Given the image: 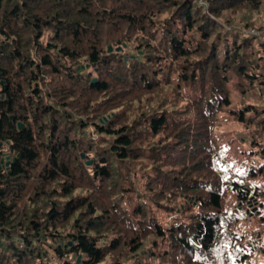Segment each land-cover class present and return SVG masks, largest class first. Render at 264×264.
I'll use <instances>...</instances> for the list:
<instances>
[{
	"label": "trees",
	"instance_id": "16d2710c",
	"mask_svg": "<svg viewBox=\"0 0 264 264\" xmlns=\"http://www.w3.org/2000/svg\"><path fill=\"white\" fill-rule=\"evenodd\" d=\"M200 2L0 0V264H251L237 210L263 204L261 239L264 44L245 29L264 0ZM123 43L145 59L108 52ZM225 113L251 169L228 159Z\"/></svg>",
	"mask_w": 264,
	"mask_h": 264
},
{
	"label": "rangeland",
	"instance_id": "374dc122",
	"mask_svg": "<svg viewBox=\"0 0 264 264\" xmlns=\"http://www.w3.org/2000/svg\"><path fill=\"white\" fill-rule=\"evenodd\" d=\"M200 4L208 8V4L206 0H201ZM261 27L263 28L259 29L260 26L255 25L254 27L252 28L250 27L249 29H245V30L248 34L252 36H255L253 35L254 34L253 31H258L261 34V36H263L264 34L262 32H264V17H262ZM259 42L264 44V39L261 40V38L259 37ZM127 45L128 47L124 50V52L120 53V57L124 58L126 62L131 60L132 57H134V59H139L141 61L145 59V53L143 51H137L132 44H127ZM110 47H113V46H110ZM117 48L118 47L116 48L113 47V52H117L116 51ZM82 66L84 65H81L79 67H82ZM84 67L86 68V66ZM85 68L80 69L79 72H85ZM93 79H96L97 81V78H93ZM254 90H255V93H257L256 97L260 96L258 94V87H256ZM261 90L262 92H264V87H262ZM247 96L248 94H244V95H240L239 93L234 94L231 110L232 109L239 110L240 104L242 105V102L245 101V99H247ZM232 116L233 115L229 113H225L223 115L221 125L218 131L219 136L221 139H223V144L228 150L229 161L236 166H242L246 170H248L252 168L249 157H253V154L250 155L251 148L248 142L246 141L247 138L245 137L246 136V134L244 133L245 130L243 129L241 122L232 120L231 119ZM106 120H108V118H106L104 121ZM102 124L104 125L105 123L103 122ZM86 131L90 134V138L97 139L96 134L94 133L92 127H88ZM3 168H6V165H3L2 169ZM247 182L254 183L253 185H257V186H263L264 188V179H261L260 177H252V178L247 177ZM256 201H257L256 204H254L255 200H253V203H251L250 205L247 202L243 204L241 203V207L237 210V211H240V215H242L243 217L241 222L239 223L240 227L238 229L241 235L244 236L243 243L244 244L249 243L251 244V246L255 247L256 249V251L253 250V260L251 264H260L264 261V236H262L261 239H258L261 236V234L260 232H257L255 229L257 226H259V223H258V220L256 219L257 217L256 218L253 217V213H255L256 215H259L260 209H261L260 207L261 204L259 205L258 200ZM234 207L237 208L236 206L230 204L231 209ZM254 208L255 209L257 208V209L254 210ZM171 218L172 217L168 218L167 223H169V221L171 222ZM260 225L262 229L261 231L262 233H264V220H262ZM157 262L158 260L156 258H150L148 256V253L143 252L141 254L127 258L124 264H157ZM103 264H107V262Z\"/></svg>",
	"mask_w": 264,
	"mask_h": 264
},
{
	"label": "water",
	"instance_id": "95a60500",
	"mask_svg": "<svg viewBox=\"0 0 264 264\" xmlns=\"http://www.w3.org/2000/svg\"><path fill=\"white\" fill-rule=\"evenodd\" d=\"M127 47H128V45L126 43H124L123 46L122 47H118L116 49V51L119 52V53H123L124 50ZM108 50H109V52H113V47H109ZM131 59H134V57H132ZM82 68H85V67L84 66L78 67L77 70L80 71V69H82ZM92 82L93 83L96 82V79H93ZM17 125H18V128L19 129H23L25 127L24 124L21 123V122H18ZM0 146H2V143H0ZM82 157L84 158L85 157V154H82ZM15 161H16L15 157H13L9 152L3 153L2 158L0 160V169H2L3 165H6V168L9 169L10 164L12 162L14 163ZM87 164L88 165H91L92 164V161H87ZM253 200H255V203L254 204H256L257 203V201H256L257 199H255V197H251V199L247 203L250 205L251 203H253ZM260 207H263V204H261ZM256 209L254 208V210H256ZM69 244L71 245L72 243L70 242ZM81 261H82V255L79 256L77 262L80 263Z\"/></svg>",
	"mask_w": 264,
	"mask_h": 264
},
{
	"label": "built area",
	"instance_id": "2783aa9c",
	"mask_svg": "<svg viewBox=\"0 0 264 264\" xmlns=\"http://www.w3.org/2000/svg\"><path fill=\"white\" fill-rule=\"evenodd\" d=\"M260 32H261V31H260ZM253 33H254V34H253ZM253 33H252V34L255 35L256 37H258V38L260 37L261 40L264 39V35L261 36V34H260L258 31H253ZM262 33L264 34V32H262Z\"/></svg>",
	"mask_w": 264,
	"mask_h": 264
}]
</instances>
